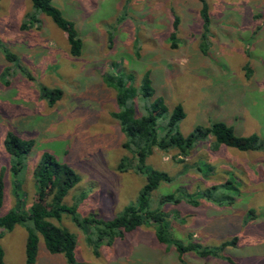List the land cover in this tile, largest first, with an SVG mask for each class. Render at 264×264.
I'll return each mask as SVG.
<instances>
[{"label":"rangeland","instance_id":"374dc122","mask_svg":"<svg viewBox=\"0 0 264 264\" xmlns=\"http://www.w3.org/2000/svg\"><path fill=\"white\" fill-rule=\"evenodd\" d=\"M212 17L211 47L200 50L202 20L199 0H52L74 22L84 41L83 53H70L67 33L45 13L39 24L23 29L31 0H2L0 8V174L4 172L2 214L16 206L5 139L10 132L35 139L18 175L26 206L35 200L34 169L45 151L70 164L81 181L64 198L81 217L104 219L134 202L146 177L120 172L128 152L125 134L112 116L116 91L103 76L124 69L139 83L151 72L155 97L172 110L182 104L183 135L197 126L224 120L238 135L257 133L264 140V0H207ZM177 45L170 39L175 30ZM17 59L11 61L5 50ZM31 76V77H30ZM57 88L53 104L42 87ZM163 120V119H161ZM213 137L198 141L187 157L158 148L148 164L169 172L174 181L154 191L152 208L167 212L173 239L203 247L226 245L222 257H182L161 242L153 226L143 225L103 244L96 256L87 234L68 213L50 219L75 236L76 258L84 264H264V150L240 151ZM49 196V200H50ZM166 197V198H165ZM179 201L175 202L174 199ZM198 201V204L190 203ZM162 199L164 204L160 202ZM27 227L5 231L1 244L6 264H26ZM35 264H68L52 254L40 234Z\"/></svg>","mask_w":264,"mask_h":264},{"label":"trees","instance_id":"16d2710c","mask_svg":"<svg viewBox=\"0 0 264 264\" xmlns=\"http://www.w3.org/2000/svg\"><path fill=\"white\" fill-rule=\"evenodd\" d=\"M0 0V7H1ZM34 11L26 15L27 21L22 28L27 29L39 24L36 18L41 13L50 16L55 23L67 33L70 53L80 56L83 53L84 41L77 31L74 22L65 18L52 0H31ZM201 2L200 17L202 32L200 35V50L208 54L211 47L212 17L207 0ZM176 17L175 30L170 39L177 45ZM5 50V49H4ZM9 60L17 57L5 50ZM31 77V76H30ZM104 81L116 91L118 110L112 116L120 123L125 134L123 147L128 152L118 163L120 172L133 170L146 177V183L139 192L138 198L124 207L111 219L98 217L96 214L81 217L77 206L64 203L67 193L80 181V174L67 162L60 160L54 153L45 151L34 169L36 181L35 200L30 207L26 206V198L22 190L20 172L25 168V160L35 146V139H24L16 133L10 132L4 142L6 152L10 156L9 168L12 171L11 185L16 197V206L6 214L1 213L5 195L4 172L0 174V264H6L5 251L1 239L5 231H12L17 225H24L28 230L26 241V264H35L37 261L40 234L44 238L46 248L52 254H64L68 264H84L77 260L75 249L76 236L67 228L55 224L50 219H62L63 214L71 215L73 221L87 234V241L96 256L100 255V247L105 243L112 245L117 239H123L128 233L140 226H153L161 242H171L182 257L189 251H195L201 257H222L226 245H235L236 238L220 246L203 247L198 243L185 244L181 240L173 239L169 216L161 206L152 208L151 201L155 190L162 183L174 181L172 175L164 170L151 167L148 158L158 148L163 151L176 149L179 155L187 157L194 145L203 139L213 137L212 148L219 149L222 145L236 148L240 151L264 150V140L257 133L238 135L235 128L224 120H216L210 126H197L189 135L180 131V123L186 117L182 104H177L170 110L161 97H155L151 72L146 71L139 83L134 72L117 69L107 72ZM62 91L57 88L42 87V95L50 103L61 97ZM163 119V120H161ZM49 196L50 200H49ZM166 198V197H165ZM190 203L198 204V201ZM166 199L160 202L164 204ZM179 201L178 198L174 199Z\"/></svg>","mask_w":264,"mask_h":264},{"label":"crops","instance_id":"0c3cea01","mask_svg":"<svg viewBox=\"0 0 264 264\" xmlns=\"http://www.w3.org/2000/svg\"><path fill=\"white\" fill-rule=\"evenodd\" d=\"M2 2V1H1ZM1 8V7H0Z\"/></svg>","mask_w":264,"mask_h":264}]
</instances>
